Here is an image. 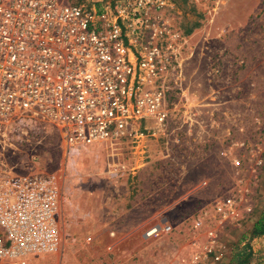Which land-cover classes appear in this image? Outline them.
I'll return each instance as SVG.
<instances>
[{
  "label": "rangeland",
  "instance_id": "obj_1",
  "mask_svg": "<svg viewBox=\"0 0 264 264\" xmlns=\"http://www.w3.org/2000/svg\"><path fill=\"white\" fill-rule=\"evenodd\" d=\"M77 1L95 9L119 2ZM167 1L166 13L183 36L180 78L176 85L167 83V137L160 133L152 140L159 156L154 163L164 160L170 169L165 191L172 205L155 213L137 233L113 242L115 208L102 207L119 173L110 172L111 165H128L132 155L145 166L148 146L143 153L128 145L100 146L92 156L71 158L63 155L57 133L42 128L6 156L8 166H17L21 173L31 166L36 173L58 172L64 179L62 251L36 256L29 264H190L192 224L200 214L230 248L218 264H227L231 253L245 244L252 251L248 264H264V235L252 233L264 216V0ZM220 185L238 202L235 220L214 214L216 204L225 199V191L216 190ZM184 194L180 205L177 199ZM151 206L156 210L160 203L155 198ZM160 222L172 231L143 236Z\"/></svg>",
  "mask_w": 264,
  "mask_h": 264
},
{
  "label": "built area",
  "instance_id": "obj_2",
  "mask_svg": "<svg viewBox=\"0 0 264 264\" xmlns=\"http://www.w3.org/2000/svg\"><path fill=\"white\" fill-rule=\"evenodd\" d=\"M168 9L167 0L100 9L77 0H0V264H29L64 245V179L9 167L17 145L47 128L72 158L100 146L143 153L150 137H167L165 93L167 83L178 84L183 46ZM113 165L112 173L124 170ZM237 204L227 197L214 214L235 220ZM203 219L192 224L190 264H218L230 248ZM171 231L160 222L143 236Z\"/></svg>",
  "mask_w": 264,
  "mask_h": 264
},
{
  "label": "crops",
  "instance_id": "obj_3",
  "mask_svg": "<svg viewBox=\"0 0 264 264\" xmlns=\"http://www.w3.org/2000/svg\"><path fill=\"white\" fill-rule=\"evenodd\" d=\"M152 139L153 137H150L147 144L150 164L141 165V167L138 160H135V157L130 155L129 159H127L129 160V164L123 165L125 170H121L112 178L114 181L110 184L113 191H110V194H107L103 201L102 207L112 206L115 208L114 214L117 217L118 223L116 225L118 226H112L117 236L116 239L112 240L113 242L119 240L129 232L132 233L133 231L134 234L137 233L138 231L136 230L147 224L155 216V213L165 211L166 208L172 205L165 191L167 187L165 184V174L170 169L167 165H164L166 162L164 160L161 162V165L154 163L158 161L159 156H157L158 152L154 150L155 145ZM223 187V185L216 186V190L219 189L221 190L220 192H223L226 190ZM222 194H225L224 198H227L226 191ZM186 197L185 194L180 196L177 202L180 205L183 204L184 200L182 199ZM155 198L160 203V208L156 210L152 209L153 207L151 206Z\"/></svg>",
  "mask_w": 264,
  "mask_h": 264
},
{
  "label": "trees",
  "instance_id": "obj_4",
  "mask_svg": "<svg viewBox=\"0 0 264 264\" xmlns=\"http://www.w3.org/2000/svg\"><path fill=\"white\" fill-rule=\"evenodd\" d=\"M253 235H264V216L257 220L253 227ZM252 257L251 247L248 244L243 245L241 248H237L231 253L230 260L227 264H248Z\"/></svg>",
  "mask_w": 264,
  "mask_h": 264
},
{
  "label": "flooded vegetation",
  "instance_id": "obj_5",
  "mask_svg": "<svg viewBox=\"0 0 264 264\" xmlns=\"http://www.w3.org/2000/svg\"><path fill=\"white\" fill-rule=\"evenodd\" d=\"M53 132H55V131H51V133H53Z\"/></svg>",
  "mask_w": 264,
  "mask_h": 264
}]
</instances>
